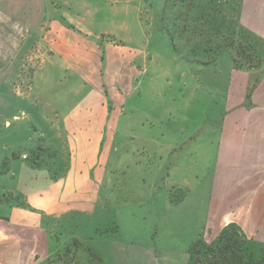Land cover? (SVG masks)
Returning a JSON list of instances; mask_svg holds the SVG:
<instances>
[{
	"label": "rangeland",
	"instance_id": "obj_1",
	"mask_svg": "<svg viewBox=\"0 0 264 264\" xmlns=\"http://www.w3.org/2000/svg\"><path fill=\"white\" fill-rule=\"evenodd\" d=\"M35 2L50 5L48 16L65 13L74 20L65 43L83 53L65 56L63 71L55 62L60 57L48 53L49 42L40 34V43L9 57V65L0 52V264H188L186 249L195 236L212 242L230 223L264 242L259 178L226 184L218 174L210 184L204 169L197 177L189 175L188 185L179 183L180 176L162 184L174 197L186 196L176 207L186 224L177 231L168 224L153 230L160 217L145 197L151 198L157 185L135 183L145 173L129 151L130 144L144 140H133L125 123L120 130L115 126L117 115L126 122L134 115L130 82L138 85L141 101L145 94H165L169 102L181 86L188 99L199 89L197 74L202 75L194 68L201 66L205 78L215 80L214 66L259 67L262 46L234 23L236 41L231 34L217 38L208 32L202 39L191 33L192 27L180 26L186 16L183 0ZM204 39L216 59L197 54ZM250 45L262 53L253 62ZM192 46L197 53L191 54ZM49 62V71H41ZM147 125L162 128L154 120ZM113 145L124 148L119 153ZM38 147L57 148L67 166L55 174L32 169L27 157ZM196 206H202L199 214Z\"/></svg>",
	"mask_w": 264,
	"mask_h": 264
},
{
	"label": "crops",
	"instance_id": "obj_2",
	"mask_svg": "<svg viewBox=\"0 0 264 264\" xmlns=\"http://www.w3.org/2000/svg\"><path fill=\"white\" fill-rule=\"evenodd\" d=\"M30 1L0 0V52L7 58L3 60L4 64L9 65V57L20 55L29 44L35 45L37 41L40 43V34V38L49 42L48 53L53 57H60L58 62H55L65 71V56L83 53V49L77 50L65 43L72 33L67 25H72L74 20L65 13L61 16H48L51 7L47 2L39 4L35 2L37 0ZM220 1L224 6L234 7L238 11L236 20L228 18L225 22L236 24L248 39L256 41L264 50V0ZM193 9L195 10V6ZM183 10L186 13L187 7L184 6ZM181 20L180 24L183 25L180 26L185 28L184 24H187V30L192 27L191 33H195L193 19L187 18L186 15ZM81 31L85 32L82 27ZM190 48L191 54H213L210 48V51L203 48L202 54L201 51L194 50L195 46ZM11 61L13 63V60ZM50 64L51 62L48 63L49 68L44 64L41 71H49ZM79 70L77 68L75 71ZM203 70L201 66L193 69L202 71V75L197 74L199 89L188 99L185 97L186 92L182 90L184 86H181L169 102L165 101V94L156 98L145 94L144 101H141L142 92L138 90V85L130 82L128 102L134 115L128 117L127 122L122 115H117L115 119L117 130L122 129L125 123L128 134L134 136L133 140L137 137L144 140L139 146L130 144L132 148L129 151L135 152V165L143 167L145 173V176L135 183L157 185L151 187L153 196L145 197L147 203L161 211L158 214V211L154 210V215L160 218L154 220L158 227L153 230H158L161 224H168L173 225L171 231H177V226L182 222L186 224L181 213L176 212L177 205L181 204L186 196L183 195L182 199L177 197V201V198L169 193L168 187L164 188L162 185L171 182L175 176H180L179 183L182 185H188V176L197 177L202 169L205 176L209 177L210 184L217 182L218 174L225 178L226 184L244 183L245 180L259 178L262 185H258L257 192L259 197L264 199V63L259 67L241 69L233 62L220 68L214 66L213 71L217 72L215 80L206 79ZM163 93L166 91L161 92ZM153 120L162 122V128L152 130L146 126L147 122ZM152 135H155L154 138L150 137ZM86 146H91L94 150V146L87 141ZM122 148L123 145H113L112 150L120 153ZM50 152L55 155L49 159L51 163L46 166L57 169L67 166L57 148ZM70 166L80 165L72 163ZM201 207H195L197 214Z\"/></svg>",
	"mask_w": 264,
	"mask_h": 264
},
{
	"label": "trees",
	"instance_id": "obj_3",
	"mask_svg": "<svg viewBox=\"0 0 264 264\" xmlns=\"http://www.w3.org/2000/svg\"><path fill=\"white\" fill-rule=\"evenodd\" d=\"M182 3L187 7V18L195 21V33H198L202 39L207 37L206 33L211 32L217 38L231 34L232 39L236 41L237 30L232 29V23L225 22L228 18L232 20L238 18V11L234 7L228 8L220 0H183ZM223 26L227 27V31L223 29ZM207 41V39L202 41L201 45L204 48L208 46ZM250 49L253 53L250 54L249 60L253 62L261 50L256 45H250ZM211 52L217 54L214 51ZM213 54L202 57L216 59ZM237 68L241 69V67ZM250 96L251 94L248 95V99ZM54 155L38 147L29 153L27 160L32 169L55 174L54 169L57 170V168L46 166ZM52 180L57 179L53 177ZM186 250L189 254L188 264H264V242L249 238L237 223L225 226L212 242H207L202 234H198Z\"/></svg>",
	"mask_w": 264,
	"mask_h": 264
}]
</instances>
